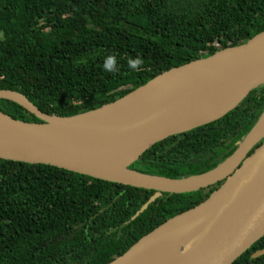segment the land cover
I'll return each instance as SVG.
<instances>
[{
	"label": "trees",
	"instance_id": "1",
	"mask_svg": "<svg viewBox=\"0 0 264 264\" xmlns=\"http://www.w3.org/2000/svg\"><path fill=\"white\" fill-rule=\"evenodd\" d=\"M263 30L264 0H0V90L23 94L43 113L73 116ZM111 55L116 70L106 71ZM137 58L134 70L127 61ZM263 109L264 86L221 119L154 144L130 168L170 179L207 172ZM0 111L40 122L8 100ZM221 184L162 193L131 219L154 191L0 159V264H108ZM262 249L264 236L232 264H264V255L252 257Z\"/></svg>",
	"mask_w": 264,
	"mask_h": 264
},
{
	"label": "water",
	"instance_id": "2",
	"mask_svg": "<svg viewBox=\"0 0 264 264\" xmlns=\"http://www.w3.org/2000/svg\"><path fill=\"white\" fill-rule=\"evenodd\" d=\"M159 82L163 85L136 113L107 112ZM262 86L264 30L171 68L113 103L73 116L43 113L23 94L1 89L0 100L21 106L40 122L15 120L0 111V159L154 191L131 219L162 193L186 194L222 182L206 200L165 220L108 264H232L264 236V109L235 151L207 172L170 179L130 166L154 144L221 119ZM178 227L189 235L198 228L208 233L192 245L157 246L163 238L168 243ZM261 255L264 249L252 257Z\"/></svg>",
	"mask_w": 264,
	"mask_h": 264
},
{
	"label": "bare ground",
	"instance_id": "3",
	"mask_svg": "<svg viewBox=\"0 0 264 264\" xmlns=\"http://www.w3.org/2000/svg\"><path fill=\"white\" fill-rule=\"evenodd\" d=\"M162 85L163 82L151 83L149 86L133 94L132 97L129 98L128 103L121 104L112 108H107L106 110L107 112H117L119 109H127L128 112L136 113L146 105L147 101L150 100L154 92ZM207 233L208 231L198 228L194 234L189 235L188 233H186V230H183L182 228L178 227L173 229V235L170 236L171 239L168 243H163V241L167 240L166 238H163L160 242L157 243V246L165 245L169 246V248H173V246L178 247L192 245L194 242L199 240L201 237L205 236Z\"/></svg>",
	"mask_w": 264,
	"mask_h": 264
},
{
	"label": "clouds",
	"instance_id": "4",
	"mask_svg": "<svg viewBox=\"0 0 264 264\" xmlns=\"http://www.w3.org/2000/svg\"><path fill=\"white\" fill-rule=\"evenodd\" d=\"M128 66L134 70L138 69L140 65H142L143 61L140 58L137 59H129L127 61ZM104 70L106 71H115L116 70V57L115 55H111L106 58L104 64L102 65Z\"/></svg>",
	"mask_w": 264,
	"mask_h": 264
}]
</instances>
